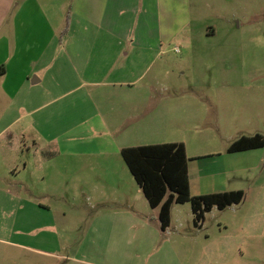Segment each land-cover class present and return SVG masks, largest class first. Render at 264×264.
Instances as JSON below:
<instances>
[{
  "label": "rangeland",
  "instance_id": "374dc122",
  "mask_svg": "<svg viewBox=\"0 0 264 264\" xmlns=\"http://www.w3.org/2000/svg\"><path fill=\"white\" fill-rule=\"evenodd\" d=\"M148 3L138 0L134 22L140 27L129 41L137 38L154 49L147 57L138 50L140 57L128 60L139 76L133 91L150 93L143 127L104 129L96 121L109 122L114 109L108 100L84 98V90L95 88L47 72L19 97L0 93V264H264V147L228 152L243 135H264V0H167L172 9L163 46L155 31L143 32V26L154 27ZM209 29L216 35L204 36ZM68 31L66 26L61 38ZM141 119L123 125L131 128ZM141 142L185 143L190 155L205 156L199 165L206 172L227 170L229 187L244 190V200L224 210L214 207L203 226L195 225L189 202L175 204L164 232L160 208L148 204L138 183L130 192L136 179L114 145ZM101 149L93 167L111 160L119 171L116 191L106 194L93 191L88 175L94 168L86 179H76L45 163L48 155ZM127 204L148 224L102 226L112 233L101 237L98 213L125 211ZM228 252H235L231 261Z\"/></svg>",
  "mask_w": 264,
  "mask_h": 264
},
{
  "label": "crops",
  "instance_id": "0c3cea01",
  "mask_svg": "<svg viewBox=\"0 0 264 264\" xmlns=\"http://www.w3.org/2000/svg\"><path fill=\"white\" fill-rule=\"evenodd\" d=\"M131 1L133 0H0V68L4 67L5 69V72L0 74V93H7L14 98L19 97L23 87H31L28 84H32V80L34 83L41 81L44 72H47L50 77H58L57 80L60 79L63 82L80 81L82 86L95 88L89 91L84 90L82 92L84 98H106L114 110L109 108L112 114L109 122L105 118L96 121V124H100L104 129L111 130L122 127L120 129L127 131V129L143 127L144 116L148 115L144 112L145 107L148 108L149 105L150 93L148 90L133 91L136 85L135 81L139 76L137 78L134 76L135 71L128 64V60L132 55L140 57V51L138 54H134L138 50L143 51L142 56L144 57L148 56L147 50L154 48L137 38L129 41L133 31H137L140 27V23L134 22L135 13L138 10V0H135L134 5ZM150 1L148 0V5L153 11L151 23L154 27L150 29L147 26L148 30H146L143 26V32L149 35L150 32L155 31L159 45L163 46L161 42H164L167 32L165 18L170 15L168 13L172 7L167 3V0ZM128 14H130L129 17ZM148 22L150 23L149 18ZM66 26L69 31L65 37L61 38L60 34L65 32ZM179 28L183 30L186 26L182 25ZM216 33L215 29H209L204 31L203 35L209 37L215 36ZM80 35L92 40L78 41ZM126 48L128 51L124 52ZM120 58L123 59L122 63H119ZM140 117L142 119L136 126L131 128L124 126L128 120L136 119L137 121ZM11 126L12 123L7 127ZM21 138L22 134H19L17 146H21ZM39 139L34 140L35 146ZM154 144H161V142ZM8 145H11V141ZM67 145L70 144H57L54 147ZM99 145L107 146L108 143L99 141ZM114 145L119 148L121 153L125 147L143 146L149 145V143L124 144L120 147L119 144ZM186 149L190 158L188 168L192 195L240 189L239 187H229L227 170L206 172L204 167L199 165V160H203L205 156H192L189 154L187 145ZM102 151L101 149L94 154L68 152L69 154L60 153L58 156L48 155L45 163L51 165L53 171L60 176L65 175L76 179H86V171L94 168V172L88 175V178H94L93 191L97 194H106L108 190L116 191V179L119 176V171L116 168L112 169L111 160L110 162L107 160V163H97L99 165L93 167V163L99 161L96 158L103 156ZM236 153L241 152L230 154ZM94 155L97 156L94 157ZM113 161L116 162V160ZM124 163L126 164L125 160ZM24 167L28 168V163ZM135 182L131 181L130 185L133 188L130 186V192L136 191L137 181L135 180ZM137 185L139 186V184ZM110 199L112 198L110 197ZM113 199L116 200L114 195ZM102 206L100 204V207ZM124 207H126L125 211L121 212H111L112 209H110L107 212L98 213L95 223L101 237L106 238V235L112 233V230L107 232L109 226L148 224V220H145L143 214H140L135 206L127 204ZM249 221H244V225H247ZM102 226L108 228L105 227L103 231ZM240 252L244 260V251L240 250ZM234 254L228 252L226 260L231 261L235 257Z\"/></svg>",
  "mask_w": 264,
  "mask_h": 264
},
{
  "label": "trees",
  "instance_id": "16d2710c",
  "mask_svg": "<svg viewBox=\"0 0 264 264\" xmlns=\"http://www.w3.org/2000/svg\"><path fill=\"white\" fill-rule=\"evenodd\" d=\"M0 68V74L4 73ZM264 147V135H243L228 148L229 153L242 152ZM121 154L142 188L152 208H160L161 229L166 231L171 224L174 204L189 202L196 226L202 225L206 214L214 207L224 210L240 204L246 195L242 189L215 192L205 195H192L189 178V161L186 145L183 142L149 144L125 147Z\"/></svg>",
  "mask_w": 264,
  "mask_h": 264
}]
</instances>
